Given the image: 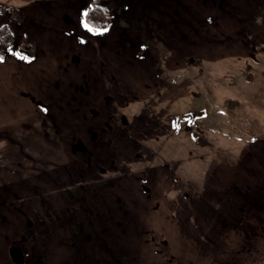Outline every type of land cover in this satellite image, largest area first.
<instances>
[{
	"label": "rangeland",
	"instance_id": "rangeland-1",
	"mask_svg": "<svg viewBox=\"0 0 264 264\" xmlns=\"http://www.w3.org/2000/svg\"><path fill=\"white\" fill-rule=\"evenodd\" d=\"M106 1L100 54L20 60L61 159L0 185V264H264V0Z\"/></svg>",
	"mask_w": 264,
	"mask_h": 264
},
{
	"label": "crops",
	"instance_id": "crops-1",
	"mask_svg": "<svg viewBox=\"0 0 264 264\" xmlns=\"http://www.w3.org/2000/svg\"><path fill=\"white\" fill-rule=\"evenodd\" d=\"M90 1L0 0L1 6L21 14V19L15 20L9 12L0 11V17H9L14 21L10 20L9 24L2 26H8L13 31L14 44L18 45L24 41L32 46L34 54L28 57L30 60L38 58L39 53L44 51L54 59L61 54L64 58L63 54L72 52L70 45L79 49L83 40L97 44V47L93 46L92 51L93 54H100L102 38L97 35L98 30L91 31L86 28L82 19ZM109 1H117L119 8L116 13L119 14L124 12L128 5H139L141 10H172L176 13L180 8L183 10L193 5L197 7L199 3L206 5L207 0ZM105 10L110 11L107 6ZM64 16L69 22L62 25L59 21ZM123 23L125 22L119 19L118 27L122 28ZM85 30H89L90 36H86ZM25 57L11 47L5 52L4 58L0 59V185L15 182V179L21 180L23 176L20 171L29 177L33 172H38L39 168L46 170L47 166H53L56 158L57 161L61 159V149L54 140L52 128L36 110L28 93L30 84L27 82L30 78L25 72L28 70L24 71L20 62L21 59L25 60ZM48 156L50 159L47 160Z\"/></svg>",
	"mask_w": 264,
	"mask_h": 264
},
{
	"label": "trees",
	"instance_id": "trees-1",
	"mask_svg": "<svg viewBox=\"0 0 264 264\" xmlns=\"http://www.w3.org/2000/svg\"><path fill=\"white\" fill-rule=\"evenodd\" d=\"M106 0H91L86 12L83 15V21L87 22L89 25L98 29H106L111 23V15L105 10L103 2ZM1 12H9L11 18L15 20L21 19V14L15 10H9L0 5ZM0 59H3L5 52L14 46V35L13 31L8 26H0ZM16 49L19 50L26 57H32L34 54V49L31 45L26 42H21L16 46Z\"/></svg>",
	"mask_w": 264,
	"mask_h": 264
},
{
	"label": "snow or ice",
	"instance_id": "snow-or-ice-1",
	"mask_svg": "<svg viewBox=\"0 0 264 264\" xmlns=\"http://www.w3.org/2000/svg\"><path fill=\"white\" fill-rule=\"evenodd\" d=\"M84 26L91 31H97V29L91 25H89L86 21L84 22Z\"/></svg>",
	"mask_w": 264,
	"mask_h": 264
}]
</instances>
